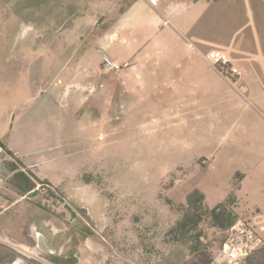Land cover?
<instances>
[{"label": "rangeland", "instance_id": "obj_1", "mask_svg": "<svg viewBox=\"0 0 264 264\" xmlns=\"http://www.w3.org/2000/svg\"><path fill=\"white\" fill-rule=\"evenodd\" d=\"M94 1L0 0V140H9L21 153L40 148L45 158L40 168L55 171L56 186L34 178V191L27 197L48 216L76 215L74 223H89L81 239L75 227L68 232L71 248L76 237L83 255L94 249L92 264H210L237 218L254 224L264 242V214L246 205L240 211L235 195L221 196L217 218L206 206L204 198L209 204L220 198L218 190L206 188L216 176L207 167L210 159L191 165L190 154L180 155L183 146L174 145L183 144L188 132L199 136L200 124L156 122L158 116L173 115L170 108L150 109L140 122L136 110L127 116L119 104L89 102L104 88L88 95L85 75L79 72L103 82V53L93 40L102 34L106 17L103 11L96 13V34L87 31L91 25L81 30L73 23ZM110 1L122 10L133 0ZM80 52L87 53L89 63L82 64ZM57 79L58 103L40 100L38 90ZM209 126L210 136L217 135V125ZM49 128L59 133L47 135ZM6 150L0 144L6 176L0 195L19 196L21 176L10 174L9 163L15 162ZM239 178L236 173L234 185ZM38 183L50 186L47 196L35 189ZM194 190L203 199L189 203ZM243 264H264V243Z\"/></svg>", "mask_w": 264, "mask_h": 264}, {"label": "crops", "instance_id": "obj_2", "mask_svg": "<svg viewBox=\"0 0 264 264\" xmlns=\"http://www.w3.org/2000/svg\"><path fill=\"white\" fill-rule=\"evenodd\" d=\"M110 2L95 0L87 14L74 18L73 25L81 30L91 25L87 31L96 34V13L103 11L106 23L102 34L94 35L96 50L136 64L118 74L105 73L103 91L88 97L89 102L119 104L127 116L136 110L142 114L140 122L150 109L170 108L173 115L158 116L156 122L200 124L199 136L188 132L183 144L174 145L183 146L180 155L190 154L191 165L199 158L210 159L207 167L216 176L206 188L218 190L220 198L211 204L204 198L206 206L212 209L233 194L242 205L240 211L246 205L264 214V0H133L122 10L117 2ZM211 49L226 52L240 74L230 78L221 73L207 58ZM86 55L78 53L82 64L89 61ZM42 77L43 73L41 82ZM55 81L38 90L40 100L58 103L60 84ZM209 125H217V135L210 136ZM3 143L17 167L9 163L10 174L20 171L28 180L19 179L21 195H0V264H32L26 249L38 256L39 264H55L49 248L56 238L65 239L59 252L67 247L72 238L67 232L69 216H48L27 197L34 178L56 186L55 171L40 168L45 162L40 148L21 153L9 140ZM236 173L240 178L234 185ZM41 238L43 250L38 248ZM67 250L72 256L59 257L62 264H69L73 256L78 264H92L93 248L84 255L81 243Z\"/></svg>", "mask_w": 264, "mask_h": 264}, {"label": "built area", "instance_id": "obj_3", "mask_svg": "<svg viewBox=\"0 0 264 264\" xmlns=\"http://www.w3.org/2000/svg\"><path fill=\"white\" fill-rule=\"evenodd\" d=\"M206 55L209 61L213 65L218 66L221 73L226 74L228 77L231 78L232 75L240 74V71L236 67L230 65V58L226 52L211 49ZM101 64L105 73L118 74L125 68L134 66L136 63L131 59L117 61L103 53L101 55ZM84 75V81H86L84 90L88 92V95L104 87V82H96L90 79L87 73ZM208 165H210V162ZM5 178L4 168L0 165V186L5 183ZM35 189L42 195L47 196L50 193V186L48 184L38 183ZM255 218H259V215H256ZM260 228L262 229L263 227ZM263 243V238L254 224L243 218H237L228 228L226 237L220 247L214 252L210 264H243L253 251ZM25 254L34 259V261L38 258L37 255H33L30 249H26ZM34 261H32V264H38L36 263L38 261Z\"/></svg>", "mask_w": 264, "mask_h": 264}, {"label": "flooded vegetation", "instance_id": "obj_4", "mask_svg": "<svg viewBox=\"0 0 264 264\" xmlns=\"http://www.w3.org/2000/svg\"><path fill=\"white\" fill-rule=\"evenodd\" d=\"M81 211H82L83 215L85 216V218L89 220L90 217L88 216V214H86V212L84 211V208H81ZM75 217H76V215L74 217H71V216L69 217V221L67 222V227H68L67 232L69 231L70 226L71 227L73 226V227H75V230L79 233V234L76 233V235H79L80 239H81V234L86 233L85 231L88 229L87 226H89V223L86 220H84L83 218L82 219L84 222H82L81 220L78 221V219L76 218L77 221H76V223H74ZM64 240H65L64 238H56L55 241L53 242V245L49 248L50 253L52 254V256H50L52 263L62 264L63 262L61 261V259L59 257L72 256L70 252L67 253V251H68L67 249H69L71 247L70 244L72 243L73 238H71L70 240L67 241L68 242L67 247L64 250H62L61 252L58 251L60 246H64V245H62ZM75 240H76L77 244L80 243V240L77 239L76 237H75ZM73 257H71L72 261L69 264H78V261H76V259Z\"/></svg>", "mask_w": 264, "mask_h": 264}, {"label": "trees", "instance_id": "obj_5", "mask_svg": "<svg viewBox=\"0 0 264 264\" xmlns=\"http://www.w3.org/2000/svg\"><path fill=\"white\" fill-rule=\"evenodd\" d=\"M0 144L1 145H3V146H5V144L3 143V142H1L0 141ZM13 167L14 168H17L16 167V164L14 165L13 164ZM19 176H21L22 178H24V179H27L28 180V177L26 176V175H24V173L23 172H20V171H17L16 172ZM31 188L32 187H34V182H31ZM196 197H197V200L199 201H201L202 199H203V195H202V193H200L198 190H194L191 194H189V200H188V202L189 203H193V201H196ZM221 204H219V205H216L214 208H212L211 209V213L214 215V216H216V218H217V215H216V211L218 210V209H220L221 208Z\"/></svg>", "mask_w": 264, "mask_h": 264}, {"label": "water", "instance_id": "obj_6", "mask_svg": "<svg viewBox=\"0 0 264 264\" xmlns=\"http://www.w3.org/2000/svg\"><path fill=\"white\" fill-rule=\"evenodd\" d=\"M3 146V145H2ZM45 247L44 240L41 238L38 243V248L42 249Z\"/></svg>", "mask_w": 264, "mask_h": 264}]
</instances>
